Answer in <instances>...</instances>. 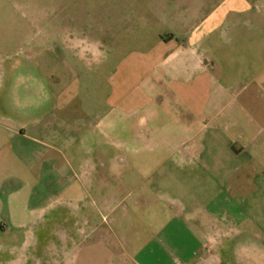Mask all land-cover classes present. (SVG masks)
Instances as JSON below:
<instances>
[{"label":"crops","instance_id":"1","mask_svg":"<svg viewBox=\"0 0 264 264\" xmlns=\"http://www.w3.org/2000/svg\"><path fill=\"white\" fill-rule=\"evenodd\" d=\"M143 1L138 0V6H145L138 10V90H118L92 112L117 108L132 113L138 108L147 129L185 134L179 143L173 140L175 133L159 142L174 150L159 157L166 163L150 171L153 179L146 186L133 189L128 177L137 172L130 171V163L129 169L112 167V157L102 150L79 159L73 136L78 132L74 65L79 58L109 61L110 54L72 40L32 47L27 37L17 43L9 23L6 30L1 24L12 15L0 8V230L11 223L16 187L5 176L18 157L26 170L37 167L33 171L39 177H49L47 191L74 187L80 194L96 195L99 200L92 201L90 211L83 203L72 208L80 218L76 225L89 226L86 234L111 238L97 233L92 217L104 205L109 213L119 207L117 240L137 242L125 249L63 248L48 264H264V0H164L152 8ZM156 23L164 26L166 39L154 29L144 33L159 27ZM60 33L62 38V29ZM51 44L60 49L51 53L55 61L44 51ZM51 62L65 71L66 82L47 91L41 66ZM130 64L129 59L120 63L118 71L126 68L119 72L118 85L127 81ZM241 80L247 83L238 90ZM143 140L144 135L138 144ZM60 158L67 168L56 166ZM154 159L153 153L138 155V161ZM73 161L81 163L73 168ZM72 176L78 178L74 186ZM112 192L122 199L111 208L107 199ZM149 193L157 194V200L165 194L162 205L147 200ZM130 194L135 200L128 203ZM160 208L161 217H144L145 209ZM78 231L84 235L87 228Z\"/></svg>","mask_w":264,"mask_h":264},{"label":"rangeland","instance_id":"2","mask_svg":"<svg viewBox=\"0 0 264 264\" xmlns=\"http://www.w3.org/2000/svg\"><path fill=\"white\" fill-rule=\"evenodd\" d=\"M162 1L164 0H144L143 4L152 8L153 5ZM138 5V0H0L3 14L9 12L10 16L12 15L9 17V22L7 17H4V22L1 24L6 30V25L9 23V30L14 31L13 36L17 43L27 41V37L32 47L40 42L56 40L70 42L72 40L71 42L77 43L80 47L93 44L101 51L110 54L109 61L101 59L100 62H88L86 58H79L74 65L76 69L73 73L75 78L73 88L77 93L74 106L76 104L78 112L73 114V118L78 121V132H75L73 136L78 139L79 159L92 158L93 154L98 153L96 151L102 150L107 156L112 157L110 162L112 167L129 169L127 165L130 163V171L137 172V175L133 173L134 176L128 177L130 189L135 186L138 188L146 186L148 181L153 179V176L148 175L150 171L166 163L159 157L164 158L167 153L174 150L173 145L161 147L158 145L159 142L168 138L170 133H175L177 139L173 137V140L179 143L184 140L185 134L180 129L154 131L147 129L146 116L138 114V108L132 113L121 112L117 108H109L106 114L92 112L94 108L101 110L105 100L110 95L113 97L118 94V90L127 92L138 90V80L135 76L138 63V10L145 8ZM161 7L159 6L160 10H162ZM155 25L159 27L150 26L144 30V33L154 29L160 34L163 31L161 27L163 25L158 23ZM61 29L63 30L62 38L60 37ZM160 35L162 39L167 38L165 32ZM19 51L16 49V52ZM44 51L51 57L60 49H56V46L51 44ZM51 58L54 59V56ZM125 59H129L131 64L127 68L129 67L128 70L131 71H128L127 81L120 86L116 80L119 72H125L126 65L121 71L118 69ZM56 65L55 62H51L41 66L42 89L47 91L60 89V83L66 82L63 79L65 71ZM246 83L247 81H239L237 86H240V89L238 90H241ZM34 86L29 84L28 88L34 89ZM156 111L160 113L159 108ZM143 135V144H138V138ZM59 147H62L61 144ZM183 149L181 148L179 152ZM151 153L155 154L154 160L138 161V155ZM61 159L63 158L56 161V166L61 169L67 168L68 163ZM77 163L72 162L73 168H77L75 166ZM35 169L37 167H32V171L26 170L18 157L13 158L9 163V174L5 177L10 178L15 184L16 192L13 197L14 203L9 206L11 207V223L0 230V264H12L11 261L17 260H25L22 264H48V260L56 251L63 248L72 250L82 244L92 245L96 249H125L129 248L130 244H137V242L123 243L117 240L119 224L116 217L121 213L119 207L109 213V209H106L104 205L99 208V211L95 210L92 217L97 233L104 232L107 238H111L98 240L97 235L86 234L89 226L76 225L80 218L77 219L72 208L76 203H83L88 206V209H85L86 212L90 211L89 208H93L92 201L96 204L99 200L96 195L94 193L88 196L86 193L80 194L73 190L74 187L66 192L47 191L45 185L48 184L49 177H39L38 172L33 171ZM138 170L142 173L138 174ZM3 178L1 173L0 180ZM71 178L74 186L78 178L73 176ZM109 184L113 187L114 180L112 179ZM113 192L110 194V199H107L111 208L122 199L121 193ZM164 195L160 194L161 200H157L159 196L152 193L147 194L146 198L161 203L159 204L161 206V201L165 200L162 198H165ZM170 195L173 196V193ZM139 198L138 195V200ZM134 200L135 194H130L127 202ZM173 204L178 213L176 203ZM160 210L162 208L145 209L144 217L147 218L150 214L151 217H161L164 212ZM80 228H87L84 235L79 234ZM140 243H144V240Z\"/></svg>","mask_w":264,"mask_h":264}]
</instances>
